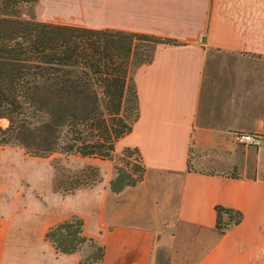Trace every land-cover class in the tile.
<instances>
[{"label":"crops","instance_id":"obj_1","mask_svg":"<svg viewBox=\"0 0 264 264\" xmlns=\"http://www.w3.org/2000/svg\"><path fill=\"white\" fill-rule=\"evenodd\" d=\"M39 20L176 38L134 68L139 117L112 160L68 155L101 181L54 190L53 155L0 147V264H77L46 230L71 215L100 264H264V0H36ZM138 149L143 179L115 193V158ZM66 156V155H65ZM80 158L81 160L77 159ZM77 159V160H76ZM242 213L224 233L216 207Z\"/></svg>","mask_w":264,"mask_h":264},{"label":"trees","instance_id":"obj_2","mask_svg":"<svg viewBox=\"0 0 264 264\" xmlns=\"http://www.w3.org/2000/svg\"><path fill=\"white\" fill-rule=\"evenodd\" d=\"M35 1L0 0V119L8 122L0 126V147L18 146L35 157L60 153L112 160L115 143L139 117L134 68L151 61L158 43L180 41L23 16L21 8ZM122 152V157L136 154L140 161L114 165L109 187L115 193L139 183L145 172L138 149ZM100 181L99 169L88 165L54 181L53 187L70 193ZM216 211L220 233L242 219L237 210L217 206ZM83 225L81 217L71 215L50 226L44 239L61 254L76 253L87 244L100 264L104 247L84 234Z\"/></svg>","mask_w":264,"mask_h":264},{"label":"rangeland","instance_id":"obj_3","mask_svg":"<svg viewBox=\"0 0 264 264\" xmlns=\"http://www.w3.org/2000/svg\"><path fill=\"white\" fill-rule=\"evenodd\" d=\"M22 11V15L25 17H29L32 14L33 8L32 5H28V6H23L21 8ZM8 122L6 119H0V126L1 127H5L7 126ZM123 151V150H122ZM119 155H116L115 158V164H124L125 161L129 160L130 163H139V159H137L136 154H132L131 156H125L122 157V152ZM73 158L75 157H67L64 154H60V153H56L53 154V164L58 166L59 169L55 170V177H54V181H60L62 179H65L66 175L71 174V172H75L77 170H81L84 169L85 167L81 168V169H73L71 168L69 165L71 163H73ZM79 160H81L80 158H77ZM76 159V160H77ZM65 168V169H64ZM68 170H70L71 172H69ZM53 181V184H54ZM79 254L80 256V260L81 259H87L86 262L87 264H99L97 261H95V250L94 248H91L90 246H88L87 244L83 245L81 247V250L76 252Z\"/></svg>","mask_w":264,"mask_h":264},{"label":"built area","instance_id":"obj_4","mask_svg":"<svg viewBox=\"0 0 264 264\" xmlns=\"http://www.w3.org/2000/svg\"><path fill=\"white\" fill-rule=\"evenodd\" d=\"M235 140L244 146L259 147L263 144L264 138L259 133L253 132H235Z\"/></svg>","mask_w":264,"mask_h":264}]
</instances>
